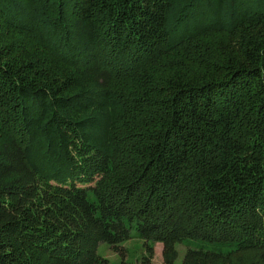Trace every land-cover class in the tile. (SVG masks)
<instances>
[{
	"label": "trees",
	"instance_id": "1",
	"mask_svg": "<svg viewBox=\"0 0 264 264\" xmlns=\"http://www.w3.org/2000/svg\"><path fill=\"white\" fill-rule=\"evenodd\" d=\"M133 227L264 264V0H0V264H108Z\"/></svg>",
	"mask_w": 264,
	"mask_h": 264
},
{
	"label": "rangeland",
	"instance_id": "2",
	"mask_svg": "<svg viewBox=\"0 0 264 264\" xmlns=\"http://www.w3.org/2000/svg\"><path fill=\"white\" fill-rule=\"evenodd\" d=\"M90 196H93L92 192H90ZM123 246L126 249L124 254L114 250L110 244L102 242L98 246V253L108 260V264H122L123 261H128L129 264H164L163 243L156 242L153 251L149 252L145 240L139 236L135 227L132 228V237L125 241ZM189 247L212 248L213 244L200 238L185 239L177 243L178 257L175 264H182Z\"/></svg>",
	"mask_w": 264,
	"mask_h": 264
}]
</instances>
